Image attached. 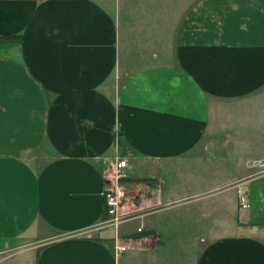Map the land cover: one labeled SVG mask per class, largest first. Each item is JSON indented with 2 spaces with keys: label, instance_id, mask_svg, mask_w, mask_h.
I'll return each instance as SVG.
<instances>
[{
  "label": "crops",
  "instance_id": "1",
  "mask_svg": "<svg viewBox=\"0 0 264 264\" xmlns=\"http://www.w3.org/2000/svg\"><path fill=\"white\" fill-rule=\"evenodd\" d=\"M2 34L0 264H264V178L230 187L264 157V0H0Z\"/></svg>",
  "mask_w": 264,
  "mask_h": 264
},
{
  "label": "built area",
  "instance_id": "2",
  "mask_svg": "<svg viewBox=\"0 0 264 264\" xmlns=\"http://www.w3.org/2000/svg\"><path fill=\"white\" fill-rule=\"evenodd\" d=\"M119 165L124 167L127 165V159H122ZM246 166L250 169V173L230 184V187L234 189L236 196V204L239 210L246 209L249 206V189L250 184L264 178V157L259 159H251L246 161ZM125 192L122 186L119 184L112 189H106L103 193L104 196V210L107 217L100 223V228L117 226L123 221V218L119 215V202L124 197ZM264 198V192H263ZM264 207V204H263ZM143 227H137V232H142ZM126 250V246H117V251L122 252Z\"/></svg>",
  "mask_w": 264,
  "mask_h": 264
},
{
  "label": "trees",
  "instance_id": "3",
  "mask_svg": "<svg viewBox=\"0 0 264 264\" xmlns=\"http://www.w3.org/2000/svg\"><path fill=\"white\" fill-rule=\"evenodd\" d=\"M0 42L1 43H16V42H19V36L14 35V34H2V35H0ZM136 180L147 181L148 178H137ZM141 233H143V231Z\"/></svg>",
  "mask_w": 264,
  "mask_h": 264
},
{
  "label": "rangeland",
  "instance_id": "4",
  "mask_svg": "<svg viewBox=\"0 0 264 264\" xmlns=\"http://www.w3.org/2000/svg\"><path fill=\"white\" fill-rule=\"evenodd\" d=\"M221 168H222V165H221ZM118 179L121 181L120 177ZM198 192L199 191H195V192L191 193V194H194L192 197H194V198H202L201 196H199L200 193H198ZM135 223H136V221H131V222L129 221V222L125 223V227L128 228V230H131Z\"/></svg>",
  "mask_w": 264,
  "mask_h": 264
}]
</instances>
